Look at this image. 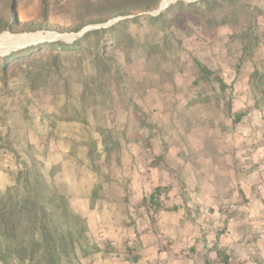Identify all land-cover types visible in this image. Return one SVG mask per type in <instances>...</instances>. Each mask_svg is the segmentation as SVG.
I'll list each match as a JSON object with an SVG mask.
<instances>
[{
    "label": "crops",
    "instance_id": "0c3cea01",
    "mask_svg": "<svg viewBox=\"0 0 264 264\" xmlns=\"http://www.w3.org/2000/svg\"><path fill=\"white\" fill-rule=\"evenodd\" d=\"M119 96L98 101L93 136L70 107H36L26 122L87 234L119 250L115 264H264V102L119 107ZM93 142L114 160L96 173ZM15 148L0 151L10 170ZM9 185L0 174V192Z\"/></svg>",
    "mask_w": 264,
    "mask_h": 264
},
{
    "label": "rangeland",
    "instance_id": "374dc122",
    "mask_svg": "<svg viewBox=\"0 0 264 264\" xmlns=\"http://www.w3.org/2000/svg\"><path fill=\"white\" fill-rule=\"evenodd\" d=\"M160 2L148 11L116 16L107 0H0V36H31L8 49L55 42L70 45L87 32L115 28L103 35V47L96 46L97 39L90 37L82 42L83 49L72 52L45 48L33 55L16 56L6 72H0L3 149L16 146L21 154H14L12 170L0 164V174L9 178L10 185L23 165L36 162L45 176L52 172L55 187L69 199L64 192L67 184L57 176V167H48L50 160L35 148L37 128L29 127L31 132L23 137L28 134L26 124L37 123L31 122L36 119V107L75 109L69 115L73 112L87 117L91 136L97 133L98 101L104 94L121 95L119 107H263L259 88L264 87V0H217L209 4L180 0L177 2L182 7L167 12L168 7L154 14ZM12 4L18 22L27 27L11 25ZM119 18L127 19L110 24ZM99 53L109 68L102 75L94 63ZM202 68L211 73L210 78H201ZM214 77L225 87L221 88ZM84 104L87 111L77 112ZM101 146L96 142L89 145L91 172L114 162L108 156L100 158ZM86 239L85 255L78 252L76 259L64 264L116 263L119 250L87 232ZM93 247L98 252L92 253ZM99 251L103 252L100 256Z\"/></svg>",
    "mask_w": 264,
    "mask_h": 264
},
{
    "label": "trees",
    "instance_id": "16d2710c",
    "mask_svg": "<svg viewBox=\"0 0 264 264\" xmlns=\"http://www.w3.org/2000/svg\"><path fill=\"white\" fill-rule=\"evenodd\" d=\"M217 0H201L202 3H215ZM158 0H107L109 7L116 16H127L152 9ZM194 5V4H193ZM182 7L181 2L169 6ZM192 7V5H188ZM11 25H21L15 15L14 5L10 7ZM43 18L46 17L43 9ZM12 27L7 26V30ZM115 28L98 29L85 33L80 41L70 45L63 42L39 44L28 47L8 56L0 58V72L3 74L8 68L9 61L17 57L29 56L45 48L63 53L83 49L82 42L90 37L97 39L96 46H104L102 37L111 33ZM27 31V29H25ZM17 56V57H16ZM95 67L99 74L109 72L104 64V57L99 53L95 57ZM201 78H210L211 73L200 69ZM221 88L225 85L219 79ZM32 88L34 86L32 85ZM4 139L0 137V150L6 148ZM6 144V143H5ZM86 222L75 214L69 205L67 197L55 187L52 172L45 176L39 170L38 164L32 162L23 165L13 177L12 184L0 193V264H64L71 263L77 258V253L85 255ZM98 252L93 247L92 253ZM133 261H136L133 259Z\"/></svg>",
    "mask_w": 264,
    "mask_h": 264
},
{
    "label": "bare ground",
    "instance_id": "6f19581e",
    "mask_svg": "<svg viewBox=\"0 0 264 264\" xmlns=\"http://www.w3.org/2000/svg\"><path fill=\"white\" fill-rule=\"evenodd\" d=\"M172 0H163V5H166L168 2H170ZM31 37V36H30ZM30 37H27V36H16V35H10V34H3L0 36V50H3V49H6V51H4L3 53H0L1 54H4L6 52H8L9 50H14L16 48H13V49H8V48H12L14 47L15 45L17 44H20V43H24V41ZM31 39V38H30ZM29 39V40H30ZM33 40H31L32 42ZM29 42V41H28ZM23 45V44H22ZM25 45V44H24ZM2 46V47H1ZM18 46V45H17Z\"/></svg>",
    "mask_w": 264,
    "mask_h": 264
},
{
    "label": "water",
    "instance_id": "95a60500",
    "mask_svg": "<svg viewBox=\"0 0 264 264\" xmlns=\"http://www.w3.org/2000/svg\"><path fill=\"white\" fill-rule=\"evenodd\" d=\"M177 1H180V0H172V1L168 2L166 5H163V0H161V2L159 3V6L156 9V11L154 12V14H159L162 10L168 8L172 3H175ZM182 1H187V0H182ZM123 19H127V18H119V19H116V20L112 21L110 24H113V23L118 22V21L123 20ZM24 47L25 46L20 47V48H16L14 50H9L8 52H6L4 54H1L0 57H4V56L8 55L10 52L16 51V50H19V49H22Z\"/></svg>",
    "mask_w": 264,
    "mask_h": 264
}]
</instances>
